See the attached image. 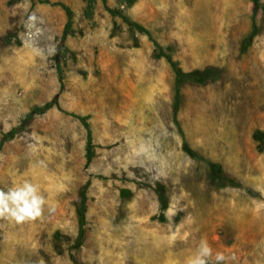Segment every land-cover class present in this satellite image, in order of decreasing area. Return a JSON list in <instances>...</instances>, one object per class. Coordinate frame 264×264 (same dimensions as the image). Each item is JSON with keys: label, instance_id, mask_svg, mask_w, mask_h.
<instances>
[{"label": "rangeland", "instance_id": "rangeland-1", "mask_svg": "<svg viewBox=\"0 0 264 264\" xmlns=\"http://www.w3.org/2000/svg\"><path fill=\"white\" fill-rule=\"evenodd\" d=\"M165 52L219 77L176 98ZM55 96L0 147V189L46 200L0 264H264V0H0V139Z\"/></svg>", "mask_w": 264, "mask_h": 264}, {"label": "trees", "instance_id": "trees-1", "mask_svg": "<svg viewBox=\"0 0 264 264\" xmlns=\"http://www.w3.org/2000/svg\"><path fill=\"white\" fill-rule=\"evenodd\" d=\"M162 52V51H161ZM160 55L164 56L167 60V62L170 64L171 69L174 73V89H175V97L177 98L178 91L180 87L186 83V82H194V83H204L210 80H215L219 77V71H216L214 68L208 67L202 70L194 69L190 71H184L182 70L177 63L171 58V55L167 52L160 53ZM52 105H57L56 96L53 98L52 101L45 104L41 107H34L25 117V119L22 121V124L10 129L6 133L3 134L2 138L0 139V147L4 141L7 139H10L14 136V134L19 131L23 127V123H25L31 116L37 113H42L49 109ZM176 112H177V101L174 103V113L173 118L176 120ZM83 125L86 127L87 130V145H86V158L87 160L91 159V156L93 154L92 151V143H91V137H90V131L88 129V124L86 123L85 119L83 117H78ZM254 139L261 145V147H264V132L263 131H255L253 134ZM184 150L187 154L195 157L200 158L199 155H197L194 151H192L188 146L184 145ZM210 166L212 170L216 173H220L221 176H225L224 173H222V169L220 165L215 163H210ZM232 184V183H228ZM158 198L159 202L161 204L162 208H166V204L164 201V195L161 191L158 190ZM85 191L83 190L81 193L80 203L76 210L77 212V219H78V233L76 236V243H79L82 238L83 233V225H84V211H85Z\"/></svg>", "mask_w": 264, "mask_h": 264}, {"label": "clouds", "instance_id": "clouds-1", "mask_svg": "<svg viewBox=\"0 0 264 264\" xmlns=\"http://www.w3.org/2000/svg\"><path fill=\"white\" fill-rule=\"evenodd\" d=\"M35 16L30 17L29 23L35 21ZM45 197L40 194L38 185L30 181H24L19 186L9 188L7 191L0 189V218L14 220L23 223L39 218L44 212ZM51 211V207L49 208ZM212 250L206 241H201L198 253L187 264H207V258L211 257ZM224 256L216 254V260L222 261Z\"/></svg>", "mask_w": 264, "mask_h": 264}]
</instances>
